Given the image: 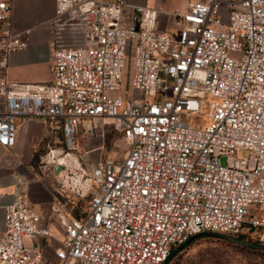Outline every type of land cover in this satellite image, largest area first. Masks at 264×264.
Instances as JSON below:
<instances>
[{"label":"built area","instance_id":"built-area-1","mask_svg":"<svg viewBox=\"0 0 264 264\" xmlns=\"http://www.w3.org/2000/svg\"><path fill=\"white\" fill-rule=\"evenodd\" d=\"M53 3L51 81L10 91L3 69L20 42L11 1L0 0V146H14L17 118L59 128L64 148L48 147L42 164L70 210L87 208L58 216L63 237L49 262L24 243L48 230L17 195L4 207L0 264H162L200 232L264 243V0H186L175 33L158 30L145 5L130 6L124 23L123 0ZM201 112L202 126L180 118ZM97 120L121 134L123 157L61 162Z\"/></svg>","mask_w":264,"mask_h":264},{"label":"crops","instance_id":"crops-1","mask_svg":"<svg viewBox=\"0 0 264 264\" xmlns=\"http://www.w3.org/2000/svg\"><path fill=\"white\" fill-rule=\"evenodd\" d=\"M10 29L20 45L10 50L3 69L10 91H17L22 84L51 81L48 58L52 49L53 0H10ZM108 1V0H100ZM123 22H131L132 5H145L156 10L154 26L158 30L175 33L178 23L173 12H181L186 0H123ZM1 43V40H0ZM3 102L0 99V111ZM54 130L46 120L17 118L15 143L10 149L0 146V234L3 231L4 207L22 194L38 213L40 223L48 235L34 241L24 239L26 245L35 242L41 257L53 261L54 250L61 246L63 230L58 220L60 214L70 218L71 210L57 194L50 168L44 171V155L36 153L41 140L48 143ZM49 147V145H48Z\"/></svg>","mask_w":264,"mask_h":264},{"label":"rangeland","instance_id":"rangeland-1","mask_svg":"<svg viewBox=\"0 0 264 264\" xmlns=\"http://www.w3.org/2000/svg\"><path fill=\"white\" fill-rule=\"evenodd\" d=\"M131 68V59L127 57L122 73L121 92L128 94L131 93L129 87ZM180 118L188 121L191 126H202L208 121L203 112L192 116L182 113ZM95 124L96 130L92 131L91 134L86 135L81 129H78L74 135L76 147L75 150L71 151L74 158L80 162L94 165L99 159L106 156L123 157L126 146L121 134L116 131L112 123L97 120ZM48 145L53 148H64L59 128L54 130L48 143L44 139L40 141L36 153L44 155ZM240 154L244 156L245 152L240 151ZM219 161L221 164L225 163L223 157H220ZM44 171H48L47 166L44 167ZM86 208V200L74 203L69 217H82ZM249 242H255V237H250ZM176 252L177 248L170 250L166 260ZM167 264H264V249L247 247L225 239L200 235L171 257Z\"/></svg>","mask_w":264,"mask_h":264},{"label":"water","instance_id":"water-1","mask_svg":"<svg viewBox=\"0 0 264 264\" xmlns=\"http://www.w3.org/2000/svg\"><path fill=\"white\" fill-rule=\"evenodd\" d=\"M200 235L212 236V237H216V238H220V239H225V240L232 241V242H235L237 244H240V245H243V246H247V247L264 249V244H254V243L246 241V240H240L238 238L231 237V236H228V235H225V234H218V233H213V232H200V233H197L195 235H192L190 238H194V237L200 236ZM187 241L185 243H187ZM185 243H183V244H185ZM165 261H166V259L163 261V263Z\"/></svg>","mask_w":264,"mask_h":264},{"label":"trees","instance_id":"trees-1","mask_svg":"<svg viewBox=\"0 0 264 264\" xmlns=\"http://www.w3.org/2000/svg\"><path fill=\"white\" fill-rule=\"evenodd\" d=\"M196 237H194V238H196ZM194 238H189L187 243L181 244V245H179V247L177 246L178 248L176 247L177 248V252L176 253H178L182 248H184L186 245H188ZM236 238H238L240 240H246V241H249V239H250V237H248L247 235H244V234H238L236 236ZM252 243H254V244H264V243L259 242L256 238H255V242H252ZM174 255H170L168 257V259L165 261V264H167L169 262V260L171 259V257H173Z\"/></svg>","mask_w":264,"mask_h":264},{"label":"bare ground","instance_id":"bare-ground-1","mask_svg":"<svg viewBox=\"0 0 264 264\" xmlns=\"http://www.w3.org/2000/svg\"><path fill=\"white\" fill-rule=\"evenodd\" d=\"M59 156H61V155H59ZM58 159L61 162H68V163L75 165V166L78 164V161H76L77 158L75 159L71 152H67L65 157H58Z\"/></svg>","mask_w":264,"mask_h":264}]
</instances>
